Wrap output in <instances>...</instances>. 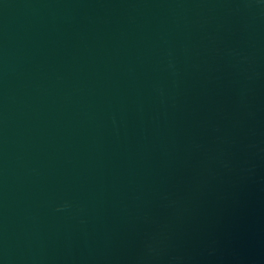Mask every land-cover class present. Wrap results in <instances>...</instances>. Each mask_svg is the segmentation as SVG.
Wrapping results in <instances>:
<instances>
[{"label": "water", "instance_id": "water-1", "mask_svg": "<svg viewBox=\"0 0 264 264\" xmlns=\"http://www.w3.org/2000/svg\"><path fill=\"white\" fill-rule=\"evenodd\" d=\"M0 264H264V0H0Z\"/></svg>", "mask_w": 264, "mask_h": 264}]
</instances>
